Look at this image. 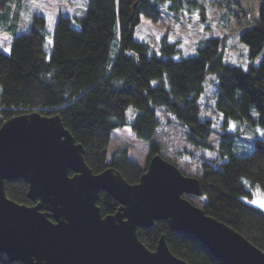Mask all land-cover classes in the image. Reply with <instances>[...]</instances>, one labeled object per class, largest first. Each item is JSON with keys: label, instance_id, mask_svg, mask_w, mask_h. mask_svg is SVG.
Instances as JSON below:
<instances>
[{"label": "trees", "instance_id": "trees-1", "mask_svg": "<svg viewBox=\"0 0 264 264\" xmlns=\"http://www.w3.org/2000/svg\"><path fill=\"white\" fill-rule=\"evenodd\" d=\"M174 5L189 11L202 8L198 0H87L84 14L60 13L51 34L47 18L38 13L29 29L20 32L21 0H0V30L12 37L9 52L0 44V127L6 119L32 110L60 114L84 145L85 160L95 173L112 167L135 184L147 166L133 160L127 147L108 153L114 130L129 126L136 139L149 143L148 165L152 156L163 155L156 139L157 110L165 108L186 128L189 142L212 149L214 123L202 118L200 101L213 77L218 88L214 107L223 116L225 132L216 157L203 161L196 175L205 197L202 207L264 251V210L245 201L255 188L264 190V1L256 23L239 35L247 47V68L225 61L227 37L205 38L189 56L166 34L158 50L135 38L143 16L158 22L162 7ZM130 108L135 109L131 120ZM231 120L238 122L234 131L229 130ZM245 141H251V152H236ZM28 188L24 179L6 182L10 198L32 205ZM98 205L103 215L119 207L107 191L101 192ZM162 234L170 250L190 264H223L197 237L171 229L166 220L138 229L151 250ZM0 264L22 263L0 251Z\"/></svg>", "mask_w": 264, "mask_h": 264}, {"label": "water", "instance_id": "water-1", "mask_svg": "<svg viewBox=\"0 0 264 264\" xmlns=\"http://www.w3.org/2000/svg\"><path fill=\"white\" fill-rule=\"evenodd\" d=\"M27 181L34 204L19 203L6 182ZM107 191L118 203L103 215ZM186 195L202 196L198 177L161 154L151 157L132 184L112 167L95 173L60 114L15 115L0 127V251L22 264H190L169 248L139 238L140 227L168 221L193 234L223 264H264V251Z\"/></svg>", "mask_w": 264, "mask_h": 264}, {"label": "rangeland", "instance_id": "rangeland-1", "mask_svg": "<svg viewBox=\"0 0 264 264\" xmlns=\"http://www.w3.org/2000/svg\"><path fill=\"white\" fill-rule=\"evenodd\" d=\"M198 1L202 4V8L190 11L178 5H174L172 9L162 7V16L158 22L143 16L142 22L135 30V38L148 42L158 50L160 39L166 34L171 42H179L182 55L189 56L196 53V48L201 40L211 36L227 37L224 50L225 61L247 68L249 63L247 47L240 41L239 35L242 30L256 23L259 4L264 0ZM86 10L87 0H21L17 27L20 32L27 31L31 25L32 16L38 13L47 18L48 29L52 34L60 13L73 16L84 14ZM14 12L15 7L12 9L11 15ZM2 21L0 20V26L3 24ZM11 39L12 37L6 29L0 30V44L6 52L10 51ZM49 42L52 44V39ZM259 61L260 58L255 63L257 64ZM217 92L215 80L213 77H209L200 105L202 118H210L214 123V131L209 139L212 149H202L193 145L186 138V128L180 125L170 112L165 108L157 110L159 127L156 139L161 143L163 155L174 161L185 174L199 175L202 162L213 159L217 155L221 136L225 132L222 127L223 116L214 107ZM134 110V108H130L128 111L129 120L132 119ZM237 123L231 120L229 130L237 129ZM241 126L240 129L245 128L244 125ZM258 132L263 135L261 129H258ZM112 134L110 147L107 150L109 154L115 148L127 147L128 154L133 160L142 167L147 166L150 154L148 142L136 139L129 126L118 128ZM250 142H246L241 150L236 146V152L250 153L252 150ZM186 197L198 206H203L205 202V197L202 196L186 195ZM245 201L260 207L259 204L264 203V190L255 188L253 197H246ZM262 209L264 210V208Z\"/></svg>", "mask_w": 264, "mask_h": 264}, {"label": "snow or ice", "instance_id": "snow-or-ice-1", "mask_svg": "<svg viewBox=\"0 0 264 264\" xmlns=\"http://www.w3.org/2000/svg\"><path fill=\"white\" fill-rule=\"evenodd\" d=\"M253 202L256 203V201H253ZM259 206L264 208V203H260Z\"/></svg>", "mask_w": 264, "mask_h": 264}, {"label": "crops", "instance_id": "crops-1", "mask_svg": "<svg viewBox=\"0 0 264 264\" xmlns=\"http://www.w3.org/2000/svg\"><path fill=\"white\" fill-rule=\"evenodd\" d=\"M113 135V134H112Z\"/></svg>", "mask_w": 264, "mask_h": 264}]
</instances>
